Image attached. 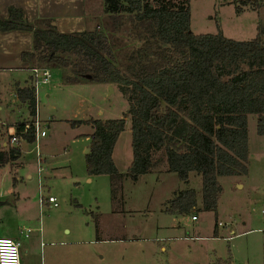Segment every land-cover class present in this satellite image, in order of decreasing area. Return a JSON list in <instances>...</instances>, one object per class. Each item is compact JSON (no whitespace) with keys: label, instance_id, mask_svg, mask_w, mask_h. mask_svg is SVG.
I'll return each instance as SVG.
<instances>
[{"label":"rangeland","instance_id":"rangeland-1","mask_svg":"<svg viewBox=\"0 0 264 264\" xmlns=\"http://www.w3.org/2000/svg\"><path fill=\"white\" fill-rule=\"evenodd\" d=\"M190 4L194 35L222 32L231 40L249 42L260 37L264 42L261 0H190ZM85 7L91 31H102L108 21L103 0H85ZM126 29L116 40L120 67L128 53L140 46ZM31 66L50 68L53 74L52 83L42 88L40 96L39 119L48 134L40 139V154L45 169L44 196H56L59 206L45 203L40 207L36 142L24 141L18 163L0 168V226L8 231L17 225L19 230L34 231L26 240L20 238L23 256L28 255L32 240L39 243L35 229L42 227L44 234L59 226L57 233L63 239L70 229V237H78L81 248L88 252L87 264H264V135L258 132L257 115L248 119V174L219 177L223 192L218 210L205 211L201 174L193 172L187 182L181 181L178 174L168 171L164 153L158 155L159 165L152 173L138 179L126 175L133 161V136L129 102L117 84L91 81L89 74L80 84L67 83L65 79L73 76L70 68L38 62ZM29 74L26 70H0V146L10 139L6 133L9 124L34 118L13 97L18 81L26 85ZM45 92L50 98L43 97ZM124 117L127 125L113 154L117 171L125 177L112 186L110 175L90 176L86 170L93 127H73L70 121ZM189 189L197 192L196 207L189 213L167 212L170 201ZM220 221L227 227L218 231ZM232 231V238L227 239ZM32 264L45 262L38 255Z\"/></svg>","mask_w":264,"mask_h":264},{"label":"trees","instance_id":"trees-1","mask_svg":"<svg viewBox=\"0 0 264 264\" xmlns=\"http://www.w3.org/2000/svg\"><path fill=\"white\" fill-rule=\"evenodd\" d=\"M103 3L108 21L102 31L61 33L53 20L29 23L22 9L11 6L8 18L0 20V32L32 31L34 48L22 54L23 61L70 68L73 76L67 83L80 84L89 74L91 81L117 84L129 102L133 136V161L126 175L138 179L152 173L164 153L168 171L181 181L187 182L193 172L201 174L203 208L216 212L223 192L219 177L248 174L250 115L258 116V132L264 135V42L260 37L231 40L222 32L194 35L190 0ZM126 26L140 46L120 67L116 40ZM17 95L34 115L33 87L18 89ZM70 123L94 129L87 173L110 175L112 186L123 180L113 153L127 117ZM15 133L29 144L36 140L33 122L17 124ZM20 155L19 147L0 151V167ZM168 205L171 214L189 213L197 205V192L182 191Z\"/></svg>","mask_w":264,"mask_h":264},{"label":"crops","instance_id":"crops-1","mask_svg":"<svg viewBox=\"0 0 264 264\" xmlns=\"http://www.w3.org/2000/svg\"><path fill=\"white\" fill-rule=\"evenodd\" d=\"M11 6H15L17 8L22 9L24 11L25 18L29 23L38 20H46V21L53 20L52 22L53 25L56 26L57 30L61 33H65V34L79 33V32H85V30H92L91 25H89V17L85 7V0H0V20H6L8 18L9 7ZM262 33H263V28H262ZM33 48L34 45H33L32 31L28 32L23 30H13L11 32H0V70H7L9 72H12V70L18 69L21 71L26 70L30 72L29 69L32 66H30L28 63L23 61L22 54L33 51ZM30 78L31 75L29 74L26 85H23L21 81L20 82L18 81L17 90L31 88L32 82H30ZM17 90L13 96L14 99H16L18 102L20 101L22 107L29 108L26 102H23L19 99L17 95ZM43 97L50 98V95L48 92H45ZM15 106H19V105H17L16 103ZM8 109H10V107ZM0 111H3L2 106H0ZM39 117H40V113H39ZM34 120L35 117L32 120H24L22 122L17 120L9 124L6 128L7 130L6 133L8 135V138L10 139L7 142L3 141L2 146H0V151L6 152L10 148L19 147L21 149V155H22L23 153L22 143L25 140L22 137H20V143L18 145L16 144L13 145L10 142L11 135L14 134V132H16L17 124L29 123V122H33ZM20 158L10 164L14 165L18 163ZM29 178L31 179L32 176H29ZM91 180L92 178L89 179V181ZM20 198L21 197L19 194V199ZM1 204L2 203H0V205ZM58 229L59 226H56L55 229H53V231L50 230L47 233L44 232V234L42 227L35 229L37 232H39L38 234L39 243L37 239L31 241V245L27 250L28 255L23 256V254L21 253V264H32L34 262V259L38 255L40 256V261L45 262V264L48 263L49 264H87L88 252L87 250L83 251V248H81L82 244L78 240V237L74 235L71 238L70 236L72 234V230L71 229L67 230L65 228L64 230H67V232H69L70 235H68L66 238L63 239L62 237H60V235H58L57 233ZM22 231H26V229L19 230V225L15 226L13 231L4 230V227L0 226V237H6V238L18 240L20 242V247H21L22 244L20 238H25L24 240H26V238H29L31 234L34 232L33 231L28 237H25L21 233ZM4 233L9 234L10 237L3 236L2 234ZM53 239H58V240L56 242L54 241L50 242V240ZM100 241H108V240H100ZM54 246H59V247H54ZM44 247H52V248L48 251L44 249ZM162 249L165 251L166 247H163ZM31 256L34 257V259H32ZM25 257L27 258L26 260Z\"/></svg>","mask_w":264,"mask_h":264},{"label":"built area","instance_id":"built-area-1","mask_svg":"<svg viewBox=\"0 0 264 264\" xmlns=\"http://www.w3.org/2000/svg\"><path fill=\"white\" fill-rule=\"evenodd\" d=\"M262 4L264 5V0H261ZM30 82H32V87L34 89V100L36 101V106H35V120L33 121L34 127H35V137H36V149H37V156H38V174H39V184H40V199H39V204L40 207L42 208L45 203H47L49 206L53 207H58L59 206V201L58 198L54 195H50L48 197L44 196L43 193V172H44V159L40 154V139L46 138L47 137V130L42 129L41 121L39 119V113H40V106H41V90L42 88L46 86H50L51 79H52V70L47 67H41V66H32L30 69ZM11 144H16L18 145L20 143V138L16 136V133L11 135ZM262 214L264 216V210H262ZM193 220H197V216H193ZM219 228L218 231L220 230L221 227H227L226 224H224L223 221H220L218 224ZM264 231V229L262 230ZM33 230L31 229H26V231H22L21 233L25 236L28 237ZM234 234V232H231V234L226 237L227 239H231V235ZM10 241L11 243L7 245L8 248L10 249H15V254L18 257L19 264H21V249H20V242L18 240H14L11 238H6V237H0V242H8ZM4 250H5V245L3 243H0V260L4 259Z\"/></svg>","mask_w":264,"mask_h":264},{"label":"clouds","instance_id":"clouds-1","mask_svg":"<svg viewBox=\"0 0 264 264\" xmlns=\"http://www.w3.org/2000/svg\"><path fill=\"white\" fill-rule=\"evenodd\" d=\"M5 245V250H4V259L0 260V264H19L18 257L15 254V249H10L7 247L8 244L11 242H0Z\"/></svg>","mask_w":264,"mask_h":264},{"label":"water","instance_id":"water-1","mask_svg":"<svg viewBox=\"0 0 264 264\" xmlns=\"http://www.w3.org/2000/svg\"><path fill=\"white\" fill-rule=\"evenodd\" d=\"M112 88V87H111ZM89 151H90V148L86 151V155L89 153Z\"/></svg>","mask_w":264,"mask_h":264}]
</instances>
